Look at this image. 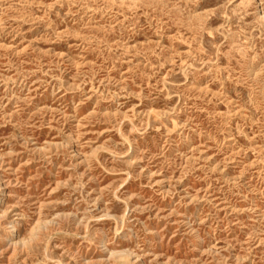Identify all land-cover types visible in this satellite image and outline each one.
<instances>
[{"label": "rangeland", "instance_id": "374dc122", "mask_svg": "<svg viewBox=\"0 0 264 264\" xmlns=\"http://www.w3.org/2000/svg\"><path fill=\"white\" fill-rule=\"evenodd\" d=\"M263 65L264 0H0V264H264Z\"/></svg>", "mask_w": 264, "mask_h": 264}, {"label": "bare ground", "instance_id": "6f19581e", "mask_svg": "<svg viewBox=\"0 0 264 264\" xmlns=\"http://www.w3.org/2000/svg\"><path fill=\"white\" fill-rule=\"evenodd\" d=\"M264 66V65H263ZM256 75V74H255ZM249 137V136H248Z\"/></svg>", "mask_w": 264, "mask_h": 264}]
</instances>
